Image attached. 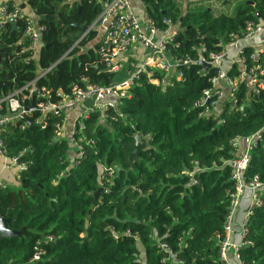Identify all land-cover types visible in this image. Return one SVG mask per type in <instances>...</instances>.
Here are the masks:
<instances>
[{"label":"trees","instance_id":"16d2710c","mask_svg":"<svg viewBox=\"0 0 264 264\" xmlns=\"http://www.w3.org/2000/svg\"><path fill=\"white\" fill-rule=\"evenodd\" d=\"M64 1L27 0L38 16L52 17L50 25L39 20L45 25L44 45L36 59L27 49L28 39L19 43L26 21L17 20L15 30L7 24L0 35V98L34 80L52 93H68L73 83L114 81L115 74L105 71L94 48L83 52L94 29L66 55L76 40L73 23L91 25L99 7L95 0L75 1L71 7ZM144 1L157 27L165 28V19L178 24L175 43L168 47L170 59L194 61L177 64L183 79H175L173 86L153 84L142 75L121 99L123 119L106 121L92 113L85 129L73 135L81 154H75L71 139L55 137L56 123L64 116H49L43 129L32 125L22 130L21 124L37 115L33 109L5 127L0 133L4 155L22 153L27 168L21 172L20 189L0 186V218H10L9 227L21 232L14 237L0 233V264H174L163 261L159 240L185 264H220L216 237L225 235L234 190L226 161L239 152L230 142L264 126V96L241 86L236 107L227 101L219 117L200 116L214 100L205 99L204 90L212 88L217 68L196 60L220 52L248 21H264V0L244 1L233 14L220 15L206 7L182 13L174 0ZM47 43L51 45L45 47ZM251 52L246 50L247 59ZM260 61L264 65V56ZM238 72L236 68L230 75ZM23 92L34 91L28 87ZM24 102L36 103L34 97ZM7 113L3 102L0 115ZM136 133L148 145L131 163ZM255 175L264 181V138L252 151L246 180ZM261 198L250 214L249 243L240 251L245 264H264V190ZM40 249V259L32 261Z\"/></svg>","mask_w":264,"mask_h":264},{"label":"built area","instance_id":"2783aa9c","mask_svg":"<svg viewBox=\"0 0 264 264\" xmlns=\"http://www.w3.org/2000/svg\"><path fill=\"white\" fill-rule=\"evenodd\" d=\"M95 2L99 7L96 24L105 27L104 34L97 48V56L104 67L110 68L108 70L109 72L117 74L125 67L122 56L135 49L138 45L149 50L146 59L138 64L128 62V67L133 69L131 76L119 82L113 81L108 85L86 83L84 86H81L78 83H73L68 93L63 92L61 89H57L52 93L51 91L53 90L48 87L35 85L34 80L23 88L15 89L9 96L0 98V109L2 108L3 102H6L8 107V113L0 115V133L9 123L16 120H23L26 114L34 109L37 115L34 118L26 119L21 124V129L25 130L32 125H37L43 129L47 126L49 116H64L55 126V137L62 138L65 136L66 113L78 107L82 102L87 100L91 101L84 113L80 114L75 120V133L82 132L85 129V120L92 113H100L102 119L106 121L110 117L112 121L123 119L125 113L121 108V99L128 95V89L142 75L145 74L153 84L164 87L173 86L175 79H183V74L177 69V64L183 63L187 65L194 60L186 57L185 59L174 61L169 57L168 47L170 44L175 43L176 34L179 30L177 23H174L171 19H165V28H159L150 19L148 21V28L145 29L133 9L131 0H95ZM19 19H24L27 23L23 38L19 43H22L24 39H28L29 45L27 49L34 53L40 47L45 25H37L18 5L11 4L0 7V35L6 29L8 23H16ZM86 35L87 32L76 45L70 47L66 55L77 47ZM254 35L264 37L263 20L248 21L245 29L241 33L231 34L229 42L224 45V48L220 52H211L209 56L202 55L196 60L202 65L203 63H209L211 67L217 68L216 75L211 78L212 88L204 90V98L208 99L213 97L214 100L205 106L204 111L199 113L200 116L219 117L224 108L223 103L227 101L236 107L237 91L241 86L249 89L257 97L260 95L264 96V65L260 61L261 57L264 56V45L257 49V51L251 52L248 57L250 59H247L246 52L243 54V50L240 51L243 67L236 75H230L222 68L221 64L231 49H240L239 44L241 40ZM59 61L54 63L41 76L55 68ZM156 73H161L163 77H157ZM28 87L34 91L31 95H26L23 92ZM33 97L36 103L34 102L31 106L25 105V99L30 100ZM200 103H196V105ZM263 138L264 126L251 135H236L231 139V146L239 152H237L235 157L226 161L231 166V179L234 182V190L230 191L232 201L224 224L225 235L222 238L219 235L216 237L219 246L220 264H245L241 259L240 251L249 243L247 235L249 232L248 223L250 214L253 208L262 202L261 197L264 190V181L258 175H255L250 180H246V172L252 151ZM72 140L75 154H81L82 146L74 138ZM0 153L4 155V141L1 136ZM21 156L22 153L14 157L6 156L8 159L6 166L16 167L19 170V176L27 168V164L21 162ZM71 161L75 162L74 158H71ZM64 174V172L61 173L59 177ZM0 186H2L1 173ZM247 189L251 192L252 199L244 215L239 238L233 239L235 233L233 220L240 205L241 196ZM47 239L53 240V236H48ZM157 244L162 252L166 254L163 257V261H169L174 264H185L184 260L178 256L177 252L170 245L162 240H159ZM40 255L41 249L35 253L32 261L39 260Z\"/></svg>","mask_w":264,"mask_h":264},{"label":"crops","instance_id":"0c3cea01","mask_svg":"<svg viewBox=\"0 0 264 264\" xmlns=\"http://www.w3.org/2000/svg\"><path fill=\"white\" fill-rule=\"evenodd\" d=\"M75 1H80V0H66L64 1V4L68 3L71 7ZM131 1L133 4V9L136 15L138 16L141 24L143 25L145 29H147L148 21L150 20V17L147 12V6H146L145 1L144 0H131ZM174 1H175L176 8H179V10L183 13V12H186L187 10H194V8H197L200 4L205 3V2L209 3L213 0H174ZM9 4L18 5L21 8V10L27 15H29L37 25H41L39 22L40 16H38L36 12L30 7V5L27 3V0H0V7H3L4 5H9ZM95 7H98L97 4L95 5ZM78 9L79 11H81L82 6H79ZM93 29L96 31L95 36L92 38V40L87 42L86 45H83V52H87L91 48H94L95 51H97V46L99 45L100 40L104 34L105 27L102 25L96 24V20H95L90 25L89 29L83 32L82 36L86 32L88 33L90 30H93ZM78 31H79V28H77L76 32ZM76 32H75V38H76ZM43 45L44 43H43V40L41 39L40 47L39 49L36 50L38 51L36 54L37 58L39 56L40 49ZM263 45H264V37L260 35H254L250 38L241 40L239 44L240 49H231L228 52L227 56L222 60L221 62L222 68L225 71H227L229 74L230 72L234 71L236 68L240 70L243 67L242 58H241L242 54L240 51L243 50L242 51L243 54L246 52V50L255 52L257 51V49L261 48ZM148 54H149V50L147 48L141 45H138L122 61L125 63V68H126L128 67V62H135L136 64L142 63L146 59ZM128 68L130 69L131 72L133 71L132 68L130 67ZM122 70L119 71L118 73L120 74ZM127 76L128 75H126V77ZM114 81H118V80H114ZM90 103H91L90 100L82 102L78 107L66 113L65 131H67L68 127L71 126L70 124H72L71 123L72 121H75L79 117L80 114L84 113V111L89 107ZM72 149L74 150L73 146H72ZM74 156H75L74 154L71 155V157H74ZM7 162H8L7 157L0 153V173L2 175V186L10 187L12 189H20L21 181H20V176H19V170L14 166L7 167L6 166ZM251 199H252L251 192L248 189L245 190V192L241 196V202H240V205L236 211V215L233 220V227L235 231L233 239L239 238V232L241 230L243 218L249 207Z\"/></svg>","mask_w":264,"mask_h":264},{"label":"water","instance_id":"95a60500","mask_svg":"<svg viewBox=\"0 0 264 264\" xmlns=\"http://www.w3.org/2000/svg\"><path fill=\"white\" fill-rule=\"evenodd\" d=\"M44 1V0H42ZM248 4H253L255 3V0H252V1H247ZM40 19H46V20H49V25L51 24V16L50 15H41L39 17ZM12 28L15 30L17 28V25L15 22H12ZM73 26L79 28V31L76 32V40L75 42L73 43V45H76L77 42H79V40L81 39L82 37V34L83 32L87 31L90 27V25H87V24H81V23H73ZM51 43H47L45 44V47H48L50 46ZM3 48L2 45H0V49ZM204 67L206 68H210L211 67V64L209 63H203ZM110 68H105V71H108ZM32 108V107H31ZM135 147L134 149L132 150V152L130 153V156H129V160L131 163H133L138 157H140L142 151L144 149L147 148V145H148V139H146L141 133H136L135 135ZM102 188L99 190V192L97 193V196L100 195V193L102 192ZM12 220L10 218H0V233L2 236H18L21 234L20 231H17V230H14V229H11L9 227V223L11 222Z\"/></svg>","mask_w":264,"mask_h":264},{"label":"rangeland","instance_id":"374dc122","mask_svg":"<svg viewBox=\"0 0 264 264\" xmlns=\"http://www.w3.org/2000/svg\"><path fill=\"white\" fill-rule=\"evenodd\" d=\"M244 1H252V0H213L209 3H202L200 4L197 8H204V7H208V8H212L215 15H220V14H233L237 5L243 3ZM200 2V1H199ZM197 8H194L197 9ZM37 52H35V54L33 55L34 58L36 59L37 58ZM131 52V51H130ZM126 53L122 56V60L130 53ZM124 63V62H123ZM125 64V63H124ZM132 72L130 71V69L128 67H124L122 72L119 74H115V78L114 80H118L121 81V80H124V79H127L131 76ZM126 75H128L126 77ZM66 117V115H65ZM74 122L75 121H72L70 124L71 126L68 127V130L65 131V136L68 138V139H71V143H72V146H73V135H75V130H74Z\"/></svg>","mask_w":264,"mask_h":264},{"label":"bare ground","instance_id":"6f19581e","mask_svg":"<svg viewBox=\"0 0 264 264\" xmlns=\"http://www.w3.org/2000/svg\"><path fill=\"white\" fill-rule=\"evenodd\" d=\"M86 84V83H85Z\"/></svg>","mask_w":264,"mask_h":264}]
</instances>
